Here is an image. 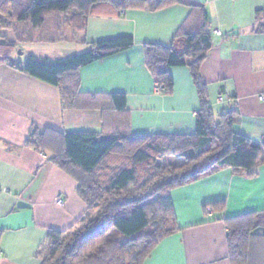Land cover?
I'll return each mask as SVG.
<instances>
[{
  "label": "crops",
  "instance_id": "0c3cea01",
  "mask_svg": "<svg viewBox=\"0 0 264 264\" xmlns=\"http://www.w3.org/2000/svg\"><path fill=\"white\" fill-rule=\"evenodd\" d=\"M183 1L157 11L98 4L87 18L85 45L72 42L69 29L67 48L53 46L54 54L45 43L36 51L18 46L23 57L16 63L22 64L26 54L57 60L85 52L92 43L133 38L131 49L79 71L81 93L96 96L104 113L63 111L57 88L0 65V264H39L35 253L47 232L70 228L86 211L75 180L25 146L33 126L101 136L194 133L199 101L189 69H170L173 90L163 95L144 64V45H170L192 13L188 4L202 6L208 17L213 44L200 74L211 112L217 117L237 111L234 131L262 145V157L253 176L224 169L173 190L176 227L143 264H230L224 220L264 211V0ZM115 94L126 96L122 114L113 110ZM217 202L222 210L212 206Z\"/></svg>",
  "mask_w": 264,
  "mask_h": 264
},
{
  "label": "trees",
  "instance_id": "16d2710c",
  "mask_svg": "<svg viewBox=\"0 0 264 264\" xmlns=\"http://www.w3.org/2000/svg\"><path fill=\"white\" fill-rule=\"evenodd\" d=\"M110 3L120 10L157 11L183 0H0V29L14 39L0 37V65L58 89L63 111L101 110L96 96L79 89V71L131 49V37L89 44L88 50L50 60L29 55L13 60L21 42L41 31L48 20L66 16L71 41L86 44L87 18L93 7ZM186 19L168 46L144 45V64L159 94L172 93V68L189 69L198 101L191 135L134 136L114 132L107 139L91 132H58L33 126L25 146L47 155L48 161L77 183L86 211L70 228L49 230L35 253L39 264H143L156 246L176 227L171 192L224 169L253 176L263 146L233 129L237 111L215 117L200 66L212 48L208 17L202 6L191 5ZM20 34L25 36L23 40ZM43 38V39H42ZM54 43V35L38 36ZM63 41L64 39H57ZM34 43V42H33ZM113 110L124 113L126 96H111ZM105 117L103 122L105 123ZM165 158L181 163L162 164ZM222 210L224 204H212ZM230 264H264V211L225 219Z\"/></svg>",
  "mask_w": 264,
  "mask_h": 264
},
{
  "label": "rangeland",
  "instance_id": "374dc122",
  "mask_svg": "<svg viewBox=\"0 0 264 264\" xmlns=\"http://www.w3.org/2000/svg\"><path fill=\"white\" fill-rule=\"evenodd\" d=\"M67 22L68 20L66 21V16H63V18L59 20L57 19H54L51 21L48 20L45 27L41 31L37 32L35 35L29 34L28 39L29 40L32 39L31 43H29L28 41L21 42L20 50L21 49H30L32 51L40 50L39 48H37V46H43V45H40V42L35 43L37 40V37L38 36L48 37V35H54V38L52 39V41L56 42V44L46 43L50 40L44 38V41L42 43L43 44L45 43V46L49 49V50L47 49L48 50L47 52L54 54L55 52L50 51V49H53V46L58 47L57 45H59L60 48H65L66 47L65 45L69 44V40L71 39L70 30L68 26L66 25ZM0 37L6 38V39H14L13 33L6 29H0ZM19 37H21L23 40L25 39V36L23 34H20ZM62 38L64 39L63 41L57 40V39H62ZM18 54L19 53H16L15 56H13V60L15 62L16 60L18 61L19 59L23 57V55H18ZM24 56L28 57L27 54ZM161 163L162 164H178V163H181V161L178 158H165L161 161Z\"/></svg>",
  "mask_w": 264,
  "mask_h": 264
},
{
  "label": "built area",
  "instance_id": "2783aa9c",
  "mask_svg": "<svg viewBox=\"0 0 264 264\" xmlns=\"http://www.w3.org/2000/svg\"><path fill=\"white\" fill-rule=\"evenodd\" d=\"M217 35H220V33L217 32ZM160 89L156 88V92L159 93ZM55 204L58 205V206H62L63 205V201L61 198H57L55 200Z\"/></svg>",
  "mask_w": 264,
  "mask_h": 264
},
{
  "label": "water",
  "instance_id": "95a60500",
  "mask_svg": "<svg viewBox=\"0 0 264 264\" xmlns=\"http://www.w3.org/2000/svg\"><path fill=\"white\" fill-rule=\"evenodd\" d=\"M100 139L105 140V139H107V137L106 136H101ZM18 207L19 208H29V206L27 204H25V203H19Z\"/></svg>",
  "mask_w": 264,
  "mask_h": 264
}]
</instances>
